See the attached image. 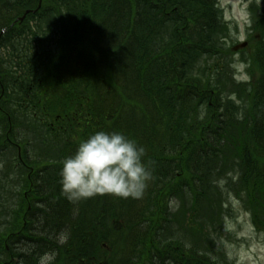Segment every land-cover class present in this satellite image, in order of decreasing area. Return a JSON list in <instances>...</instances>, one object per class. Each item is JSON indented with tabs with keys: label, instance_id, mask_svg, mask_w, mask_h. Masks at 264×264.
Returning a JSON list of instances; mask_svg holds the SVG:
<instances>
[{
	"label": "trees",
	"instance_id": "1",
	"mask_svg": "<svg viewBox=\"0 0 264 264\" xmlns=\"http://www.w3.org/2000/svg\"><path fill=\"white\" fill-rule=\"evenodd\" d=\"M39 2L0 0V264H235L231 194L264 232V0L238 52L219 0H42L16 22ZM97 131L145 149L141 199L65 198Z\"/></svg>",
	"mask_w": 264,
	"mask_h": 264
},
{
	"label": "clouds",
	"instance_id": "2",
	"mask_svg": "<svg viewBox=\"0 0 264 264\" xmlns=\"http://www.w3.org/2000/svg\"><path fill=\"white\" fill-rule=\"evenodd\" d=\"M144 156L145 149L124 134L97 131L62 162V192L69 202L104 195L141 199L152 178Z\"/></svg>",
	"mask_w": 264,
	"mask_h": 264
},
{
	"label": "rangeland",
	"instance_id": "3",
	"mask_svg": "<svg viewBox=\"0 0 264 264\" xmlns=\"http://www.w3.org/2000/svg\"><path fill=\"white\" fill-rule=\"evenodd\" d=\"M251 1L255 0H220L232 35L240 42H244L248 34ZM258 1L259 4L263 3V0ZM235 70L239 80H249V73L241 61H237ZM232 208L233 214L226 220L221 247L235 264H264V232H259L254 227L250 214L245 211L240 201L232 200ZM47 261L45 258L44 262Z\"/></svg>",
	"mask_w": 264,
	"mask_h": 264
},
{
	"label": "bare ground",
	"instance_id": "4",
	"mask_svg": "<svg viewBox=\"0 0 264 264\" xmlns=\"http://www.w3.org/2000/svg\"><path fill=\"white\" fill-rule=\"evenodd\" d=\"M99 199H100V196H96V197H93V198H92V201H93L94 203H97L96 200H99ZM128 210H129V207H128L127 205H125V206H120V207H118V208L115 209V211L113 212L112 216H113V218H115L116 220L123 219L125 216H127V214H128ZM139 210H140V209L137 208V209L135 210V212H134V214H135L134 216H135L137 219L140 218L139 215H138V213L140 212ZM123 220H124V219H123ZM133 225H134V224H133Z\"/></svg>",
	"mask_w": 264,
	"mask_h": 264
},
{
	"label": "water",
	"instance_id": "5",
	"mask_svg": "<svg viewBox=\"0 0 264 264\" xmlns=\"http://www.w3.org/2000/svg\"><path fill=\"white\" fill-rule=\"evenodd\" d=\"M30 11L28 10L27 12H26V14L22 17V18H20V20L22 21L24 18H25V16L27 15V13H29ZM242 46H245V44H243ZM237 49V48H236Z\"/></svg>",
	"mask_w": 264,
	"mask_h": 264
}]
</instances>
